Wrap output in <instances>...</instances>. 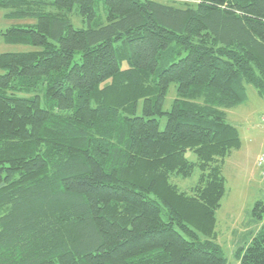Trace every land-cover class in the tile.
Here are the masks:
<instances>
[{"label":"trees","instance_id":"1","mask_svg":"<svg viewBox=\"0 0 264 264\" xmlns=\"http://www.w3.org/2000/svg\"><path fill=\"white\" fill-rule=\"evenodd\" d=\"M0 9L34 21L3 41L35 48L0 54V264H226L216 213L241 147L227 114L245 86L264 101V0ZM251 215L238 264H264L263 201Z\"/></svg>","mask_w":264,"mask_h":264},{"label":"rangeland","instance_id":"2","mask_svg":"<svg viewBox=\"0 0 264 264\" xmlns=\"http://www.w3.org/2000/svg\"><path fill=\"white\" fill-rule=\"evenodd\" d=\"M6 11L0 9V30H5L11 26H22L34 23L33 20H9L3 18ZM73 25L80 28L82 23L74 17ZM85 25V24H84ZM83 25V26H84ZM35 48L26 45L6 44L0 37V54L26 52ZM75 61H78V54L75 55ZM3 71L0 70V75ZM175 97L174 86L165 99L164 110H168L171 101ZM264 114V101L258 97L255 90L251 86H245V99L241 106L228 111V121L234 125L240 134L241 147L239 150L233 151L225 160L223 166V176L225 178V194L221 200V206L216 213L217 232L222 234L223 240H227L232 231L233 239L243 240L247 230L253 228L252 219L255 223L259 220L252 215L254 203L257 200L264 199V177L259 173L256 165V159L260 154L264 153V122L262 115ZM165 116L159 117V128L163 130L165 127ZM186 158L190 161L195 160V156L191 152L186 153ZM191 179L179 180L181 185L189 184ZM236 222V226L232 222ZM243 223V224H242ZM247 225H244L246 224ZM243 225V226H239ZM245 226V227H244ZM253 230V229H252ZM222 252L226 259V264H238L230 253L229 242L222 247Z\"/></svg>","mask_w":264,"mask_h":264},{"label":"crops","instance_id":"3","mask_svg":"<svg viewBox=\"0 0 264 264\" xmlns=\"http://www.w3.org/2000/svg\"><path fill=\"white\" fill-rule=\"evenodd\" d=\"M257 201H263L264 202V199H262V200H257ZM256 201V202H257ZM255 204V203H254ZM248 222H250V224H251V222H252V225H254L253 226V230L252 229H250V230H247L246 231V233L245 232H242L241 234H244L243 236H244V238H243V240H242V242H241V240H237V239H233V237H232V231H231V233H230V236L228 237V239L227 240H224L223 242H222V240H223V237H222V234H218V237H217V242H218V244L220 245V247L222 248L223 247V245H225L227 242H229V248H230V253H232V256H233V258L235 259V256H234V254H235V251L239 248V247H246V246H248V244L250 243V241H251V239L253 238V236L257 233V231L260 229V227L263 225V220L262 221H259L258 223H255V221L252 219L251 221H248ZM232 224L234 225V228L237 226L236 225V222L235 221H233L232 222ZM243 224V223H242ZM244 225H247V223L246 224H244ZM239 226H243V225H239ZM238 227V226H237ZM245 227V226H244ZM223 250V249H222ZM236 260V259H235ZM236 263H238V261L236 260Z\"/></svg>","mask_w":264,"mask_h":264},{"label":"built area","instance_id":"4","mask_svg":"<svg viewBox=\"0 0 264 264\" xmlns=\"http://www.w3.org/2000/svg\"><path fill=\"white\" fill-rule=\"evenodd\" d=\"M262 121L264 122V114L262 116ZM256 165L259 169V173L262 177H264V153L260 154L256 159Z\"/></svg>","mask_w":264,"mask_h":264}]
</instances>
